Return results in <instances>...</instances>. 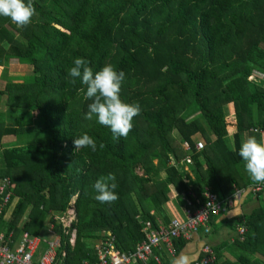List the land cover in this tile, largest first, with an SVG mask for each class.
Here are the masks:
<instances>
[{
    "label": "trees",
    "instance_id": "obj_1",
    "mask_svg": "<svg viewBox=\"0 0 264 264\" xmlns=\"http://www.w3.org/2000/svg\"><path fill=\"white\" fill-rule=\"evenodd\" d=\"M33 2L27 27L0 17V100L8 107L0 111V144L15 137L0 151V178L11 179L15 195L2 231L38 235L48 221L60 238L58 263L94 264L91 244L101 234L131 252L144 239L143 221L168 224L171 193L183 208L185 199L201 204L206 189L225 199L254 182L238 150L245 133H264V0ZM77 57L93 72L105 64L125 72L121 99L141 107L127 137L113 139L95 117L84 119L86 86L67 75ZM12 61L32 66L30 74H7ZM84 133L97 151H75L73 139ZM186 156L188 181L178 167ZM109 173L118 194L111 204L97 201L93 187ZM255 194L261 202L237 225L245 232L235 238L234 259L215 250L211 264H264V188ZM70 209L68 226L55 219ZM185 244L174 240L177 252Z\"/></svg>",
    "mask_w": 264,
    "mask_h": 264
},
{
    "label": "built area",
    "instance_id": "obj_2",
    "mask_svg": "<svg viewBox=\"0 0 264 264\" xmlns=\"http://www.w3.org/2000/svg\"><path fill=\"white\" fill-rule=\"evenodd\" d=\"M185 150H189L188 142H183ZM204 147L201 141L195 143V148L201 150ZM191 163L189 156L184 157L178 165L186 170ZM187 181V180H186ZM264 188V184L252 182L248 187L235 188V190L225 199L218 198L217 195L206 189L205 200L195 205L191 200L185 199L182 208V216L172 218L168 224L159 223L153 226L151 221H143L142 231L144 239L139 242L133 251H120L114 236L110 232L100 235L93 245L96 254L94 264H133L135 261L141 264H166L163 262L161 251L174 256L176 249L174 240L182 238L189 240L191 235L201 232L203 235L210 232L209 220L213 215L225 213L246 192H259ZM15 200L13 184L8 176L0 178V221L5 219L6 212ZM70 221L74 217L73 209L68 211ZM53 231V230H52ZM15 235L13 230L2 231L0 225V264H61L57 260V250L60 246V238L55 235L52 239H46L41 234L34 235L28 231H20ZM245 227H237V237L242 239ZM19 237V239H18ZM73 243V242H72ZM202 255L193 264H211L215 260V254L208 243H203Z\"/></svg>",
    "mask_w": 264,
    "mask_h": 264
},
{
    "label": "clouds",
    "instance_id": "obj_3",
    "mask_svg": "<svg viewBox=\"0 0 264 264\" xmlns=\"http://www.w3.org/2000/svg\"><path fill=\"white\" fill-rule=\"evenodd\" d=\"M36 15L33 0H0V17L10 19L18 28L31 24ZM90 62L82 57L73 61V66L67 71L73 84L79 79L86 86L85 99L87 111L84 119L92 120L109 127L113 139L127 137L133 129V119L141 113L139 103H127L121 99L122 84L125 81V72L117 71L113 65L105 64L100 70L93 72ZM75 151L81 148H90L97 151L96 141L87 133L73 139ZM105 145L100 143L99 148ZM235 151L236 149L233 148ZM238 155L244 161V168L250 179L256 183L264 184V140H258L255 135H247L240 143ZM95 199L101 203L111 204L118 199L115 174L109 173L101 176L93 185ZM194 257L185 253L175 258L172 264H191Z\"/></svg>",
    "mask_w": 264,
    "mask_h": 264
},
{
    "label": "crops",
    "instance_id": "obj_4",
    "mask_svg": "<svg viewBox=\"0 0 264 264\" xmlns=\"http://www.w3.org/2000/svg\"><path fill=\"white\" fill-rule=\"evenodd\" d=\"M9 67V65H8ZM2 66H0L1 73ZM8 69V68H7ZM11 75V74H9ZM5 81L0 77V90L4 88ZM8 107L5 106L3 97L0 100V111L6 110ZM15 138V137H14ZM196 138V137H195ZM193 139V142L196 143L198 140ZM10 139V140H9ZM198 139V138H196ZM11 135H5L1 139L0 151L3 149L5 145L4 142L7 143V146L11 145ZM187 178L185 181L189 179V177H193L192 173L186 168ZM261 199L255 193L246 192L239 199H237L234 204L229 208V210L225 213L219 215H213L209 220L210 232L207 234H202L201 232L195 233L191 235V238L186 241V244L180 251H176L174 256L168 255L165 251H161V256L163 262L166 264H172V261L179 257L181 253H185L190 257H194L191 264L199 258L201 253V248L203 243H208L213 251L217 250L219 254H221L220 258L231 259L233 260L235 254L237 252V247H235L234 241L237 237V225L241 222V218L244 215L249 214L254 208L260 205ZM176 205L174 194L170 196V199L165 204V211L171 216V218L181 217L182 216V207ZM10 210V209H9ZM8 210V211H9ZM171 212V213H170ZM160 220V221H159ZM157 222L163 223L161 219ZM215 254V252H214ZM133 264H141L140 262L135 261Z\"/></svg>",
    "mask_w": 264,
    "mask_h": 264
},
{
    "label": "rangeland",
    "instance_id": "obj_5",
    "mask_svg": "<svg viewBox=\"0 0 264 264\" xmlns=\"http://www.w3.org/2000/svg\"><path fill=\"white\" fill-rule=\"evenodd\" d=\"M31 67L32 66H30V65L20 64V63H18L16 61H12L9 64L7 74H11V75H14V76L15 75L16 76L17 75H20V76L27 75V74H30L31 69H32ZM231 109H232V106L230 107V110ZM34 114H36V112H34ZM247 135H255L258 140H264V133L261 130H259V129L253 130L252 133L250 131L248 133H245L243 135V139H245ZM196 138H198V139H196ZM196 138H195V140L201 141L203 143V145L205 146V141H204L203 137H201V135H197ZM11 140H14V136H11ZM3 145H5L3 148H5L7 146V143L4 142ZM139 173H140V171H139ZM170 196H172V193L170 194ZM14 203H15V201H14ZM68 211L66 212V215L63 212H62L63 214L55 212L54 213L55 219H57L58 221H60V219H61L62 223L64 225L68 226L70 224V215L68 214ZM10 212H11V209L8 211L7 217L10 214ZM23 221H24V219L22 218L18 222V227L22 226ZM4 226H6V225H4ZM52 227H53V223H50V222L47 221V224L44 226V228L41 231V236L46 238V239H52L53 237H55V235L52 234V232H53L52 231ZM3 229H4V227H3ZM20 234H21V232H19L17 235L20 236ZM18 239H19V237H18ZM94 239L95 238H91L90 242H93ZM70 241H71V243L74 242V234H72ZM95 244L96 243L91 244V247H92V245H95Z\"/></svg>",
    "mask_w": 264,
    "mask_h": 264
}]
</instances>
